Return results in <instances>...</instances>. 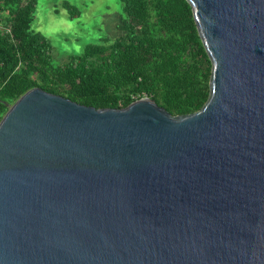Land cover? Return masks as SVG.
Returning a JSON list of instances; mask_svg holds the SVG:
<instances>
[{"label": "water", "instance_id": "water-1", "mask_svg": "<svg viewBox=\"0 0 264 264\" xmlns=\"http://www.w3.org/2000/svg\"><path fill=\"white\" fill-rule=\"evenodd\" d=\"M200 109L40 87L0 119V264H264V0H188Z\"/></svg>", "mask_w": 264, "mask_h": 264}, {"label": "trees", "instance_id": "trees-1", "mask_svg": "<svg viewBox=\"0 0 264 264\" xmlns=\"http://www.w3.org/2000/svg\"><path fill=\"white\" fill-rule=\"evenodd\" d=\"M119 1V36H102L54 63L50 39L32 27L37 0H0V119L36 86L95 108L149 97L172 115L200 109L209 95L211 60L188 0Z\"/></svg>", "mask_w": 264, "mask_h": 264}, {"label": "rangeland", "instance_id": "rangeland-1", "mask_svg": "<svg viewBox=\"0 0 264 264\" xmlns=\"http://www.w3.org/2000/svg\"><path fill=\"white\" fill-rule=\"evenodd\" d=\"M64 2L75 6L78 14L71 16ZM121 16L119 0H37L32 27L50 39L53 62L61 63L102 36H119Z\"/></svg>", "mask_w": 264, "mask_h": 264}]
</instances>
